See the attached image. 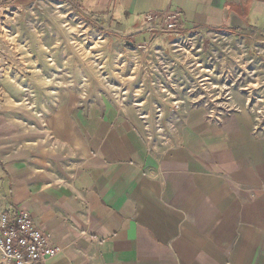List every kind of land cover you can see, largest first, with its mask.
Listing matches in <instances>:
<instances>
[{
    "label": "crops",
    "instance_id": "0c3cea01",
    "mask_svg": "<svg viewBox=\"0 0 264 264\" xmlns=\"http://www.w3.org/2000/svg\"><path fill=\"white\" fill-rule=\"evenodd\" d=\"M68 1L134 40L149 39L145 15L171 10L179 34L264 41V0ZM66 112L52 119L57 155L0 157V211L51 235L61 252L47 264H264V135L250 115L192 111L152 145L121 108Z\"/></svg>",
    "mask_w": 264,
    "mask_h": 264
},
{
    "label": "rangeland",
    "instance_id": "374dc122",
    "mask_svg": "<svg viewBox=\"0 0 264 264\" xmlns=\"http://www.w3.org/2000/svg\"><path fill=\"white\" fill-rule=\"evenodd\" d=\"M52 2L0 7V157L57 155L62 125L52 119L75 103L121 108L152 145L165 144L192 111H242L264 135V41L197 33L174 53L163 37L108 33L75 3ZM143 43L147 56L134 50ZM157 62L167 68L156 71Z\"/></svg>",
    "mask_w": 264,
    "mask_h": 264
},
{
    "label": "built area",
    "instance_id": "2783aa9c",
    "mask_svg": "<svg viewBox=\"0 0 264 264\" xmlns=\"http://www.w3.org/2000/svg\"><path fill=\"white\" fill-rule=\"evenodd\" d=\"M56 4L52 0H37L38 6ZM55 6V5H54ZM56 6H58L56 4ZM55 6V7H56ZM181 17L179 12L165 10L158 13H149L144 16L141 25L142 33L153 34L155 38H165L172 41L170 47L174 53H182L180 43H193L199 35L197 33L179 34ZM187 41V42H185ZM149 45H137L135 52L147 56ZM155 70L167 68L157 62ZM215 120L217 116L208 115ZM218 118V119H217ZM61 249L52 243L50 234L41 233L34 225L30 215L16 209L13 214L6 210L0 211V264H47L56 257Z\"/></svg>",
    "mask_w": 264,
    "mask_h": 264
},
{
    "label": "water",
    "instance_id": "95a60500",
    "mask_svg": "<svg viewBox=\"0 0 264 264\" xmlns=\"http://www.w3.org/2000/svg\"><path fill=\"white\" fill-rule=\"evenodd\" d=\"M129 45H131V43H128Z\"/></svg>",
    "mask_w": 264,
    "mask_h": 264
}]
</instances>
